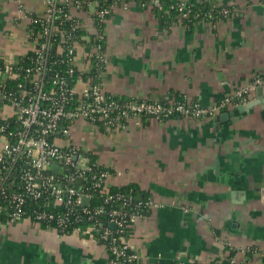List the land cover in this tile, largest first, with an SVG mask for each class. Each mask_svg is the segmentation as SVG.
<instances>
[{
    "label": "crops",
    "instance_id": "crops-1",
    "mask_svg": "<svg viewBox=\"0 0 264 264\" xmlns=\"http://www.w3.org/2000/svg\"><path fill=\"white\" fill-rule=\"evenodd\" d=\"M208 1L238 12L189 29L166 27L136 3L114 11L106 23L104 89L211 106L264 78V0ZM43 9L44 0H0V59L31 50L28 16ZM252 101L242 111L241 103L226 104L213 118L132 119L109 132L75 124L78 142L109 170L108 185L136 183L156 203L132 229L137 264H264V83L253 84L243 104ZM107 261L104 246L78 232L0 218V264Z\"/></svg>",
    "mask_w": 264,
    "mask_h": 264
},
{
    "label": "built area",
    "instance_id": "built-area-1",
    "mask_svg": "<svg viewBox=\"0 0 264 264\" xmlns=\"http://www.w3.org/2000/svg\"><path fill=\"white\" fill-rule=\"evenodd\" d=\"M87 1L89 12H98V1ZM79 4V0H44L43 12L28 16V36L33 46L23 56L25 61L21 64L18 59L0 61V120H4L0 123V166L3 170L0 171V194L4 195L2 185L9 176L11 185L21 189V192L16 190L9 194L13 207L4 211L8 222L25 218L20 207L27 197L47 199L42 204L44 209L34 216L36 222L56 218L58 225L65 223L67 213L55 216L50 211L55 204L74 207L84 205V197L89 200V193L76 188L73 182L81 181L87 170L100 163L92 159V151L74 142L78 121L109 132L124 128L132 119L140 122L141 116L162 120V116L173 111L185 118H213L224 105L233 103L232 97L241 99L239 103L243 104L251 86L264 83V78L257 77L251 84L238 88L231 97L211 106L197 101L193 104L171 101L165 107L159 101L139 98L119 104L113 94L104 89L99 76L91 72L95 62L105 60L104 34L99 33L93 23L104 20L102 18L110 10L99 12L90 18V24H86L79 15L71 13ZM111 8L112 11L126 10L129 0H114ZM76 28L84 33L74 34ZM13 78L17 80L14 84L7 82ZM17 161L20 162L16 164ZM108 175L106 168L90 178L97 186L106 182ZM145 204L147 207L156 205L151 198ZM82 211L88 213L85 208ZM100 212L101 208L95 211ZM138 217L122 208L112 209L107 213L103 228L88 226L82 233L90 235L86 239L92 242L96 240L91 237V231L108 239L103 245L108 254L107 264L135 261L138 255L131 248L128 230ZM127 220L132 224L126 225L127 234L123 235Z\"/></svg>",
    "mask_w": 264,
    "mask_h": 264
},
{
    "label": "trees",
    "instance_id": "trees-1",
    "mask_svg": "<svg viewBox=\"0 0 264 264\" xmlns=\"http://www.w3.org/2000/svg\"><path fill=\"white\" fill-rule=\"evenodd\" d=\"M74 1V0H73ZM97 11L94 13H90L88 9V1L87 0H79V7H75L71 13L76 15L80 13L86 14L89 18L96 17L97 14L105 9L110 10L101 20V21H94V26L98 30L99 33H103V45L102 49L105 50L107 45V35H106V23L109 18L114 14V11L111 9V4H113L114 0H97ZM130 3H136L142 7L150 9L162 22V24L166 27L180 22L183 26L191 29L195 22L198 20L209 21L211 23H215L216 21L220 20L221 18L226 17L227 14L231 16L233 13L238 12V8L235 6H227V5H216L213 2H209L208 0H204L202 3L199 4H192L189 3L188 0H129ZM76 6V5H75ZM228 10L226 14L224 11ZM32 14V13H31ZM35 15V14H32ZM74 34H83L84 31L80 28H76L73 30ZM1 61V59H0ZM24 60V57H19L18 62L21 64ZM93 74L99 76L100 80H102L103 73L105 72V60L101 59L94 63L93 68L91 69ZM17 80L16 79H9L7 80L8 83L14 84ZM113 97L119 104H125L132 100L134 97L128 96H119L114 95ZM247 99V95L244 96ZM176 103H190L193 104L194 102H187L185 98L182 96H177L174 100ZM231 101L233 103H239L241 99L232 97ZM165 107L169 105V99L159 101ZM2 102L0 101V106ZM183 117L182 114L178 111H173L172 113L167 114V116H162V120H167L171 118H181ZM152 118L150 116H141L140 119H149ZM4 120H0V123L3 124ZM92 159H95L94 154L90 155ZM20 161H17L18 164ZM100 163V162H99ZM106 168L100 163L96 166H92L90 170H87L84 175L85 178H82L81 181H74L73 185L76 188L85 190L89 193L90 198L88 202L82 206H70L66 205L65 203L62 204H55L50 211L57 216L59 213L66 214L65 223L62 225H58L56 222V218L54 219H44L39 220V224L43 227H51L57 230L59 233L67 234L70 232L79 231V234H83L82 232L87 229L88 226H96V228H103L105 226L107 220V213L112 209L122 208L126 212L135 213L139 216L147 213L149 211V207L146 206V201L148 200L149 196L142 192L140 188L136 185V183H128L122 184L119 186H112L108 185L107 182H100L96 186V181L91 179L90 176L98 175L101 171H104ZM0 171H3L0 166ZM11 176L7 178L3 185L2 190L4 189V195L0 194V218L5 217V210L10 209L13 207V203L9 201V194L12 191L21 192V189H17L11 185ZM119 195L124 196L121 198ZM53 200L52 198H49ZM47 199L42 197L38 198H25V203L20 207L23 210L22 217L31 219L35 221L34 216L37 212L42 211L44 208L42 206L43 202ZM85 208L87 212H83L82 209ZM99 208L102 209V212L95 213L96 210ZM34 219V220H33ZM36 222V221H35ZM128 220L125 222L124 226L126 225L131 226ZM126 229L125 234H127L128 228ZM132 228L128 230V234L132 233ZM114 230V229H113ZM91 237H93L98 243L101 245L107 244L108 239H102L99 237L97 231H91ZM89 233V234H90ZM85 238L90 237L88 234H83ZM123 264H137V261H125Z\"/></svg>",
    "mask_w": 264,
    "mask_h": 264
},
{
    "label": "water",
    "instance_id": "water-1",
    "mask_svg": "<svg viewBox=\"0 0 264 264\" xmlns=\"http://www.w3.org/2000/svg\"><path fill=\"white\" fill-rule=\"evenodd\" d=\"M254 104H256V101L249 102V103H247L246 105H244V104H240V105H238L237 107H238L239 110L242 111L243 109L248 108V107H250V106H252V105H254ZM228 115H229L228 113H224V114L221 116V118L224 119V118L228 117ZM57 169H58V168L55 169L56 172H57ZM82 201H83L84 204H86L88 200H87L86 197H84V198L82 199ZM111 227H113V225H111Z\"/></svg>",
    "mask_w": 264,
    "mask_h": 264
},
{
    "label": "rangeland",
    "instance_id": "rangeland-1",
    "mask_svg": "<svg viewBox=\"0 0 264 264\" xmlns=\"http://www.w3.org/2000/svg\"><path fill=\"white\" fill-rule=\"evenodd\" d=\"M78 140H79V136L78 135H74V142L77 143L78 146L82 147V145L78 142Z\"/></svg>",
    "mask_w": 264,
    "mask_h": 264
}]
</instances>
